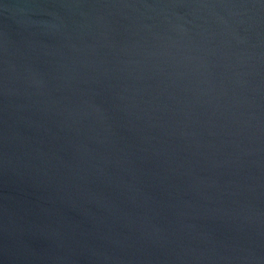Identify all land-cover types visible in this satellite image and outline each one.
I'll list each match as a JSON object with an SVG mask.
<instances>
[{
  "label": "water",
  "instance_id": "95a60500",
  "mask_svg": "<svg viewBox=\"0 0 264 264\" xmlns=\"http://www.w3.org/2000/svg\"><path fill=\"white\" fill-rule=\"evenodd\" d=\"M0 264H264V0H0Z\"/></svg>",
  "mask_w": 264,
  "mask_h": 264
}]
</instances>
